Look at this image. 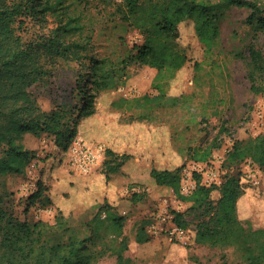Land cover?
<instances>
[{
	"label": "rangeland",
	"instance_id": "obj_1",
	"mask_svg": "<svg viewBox=\"0 0 264 264\" xmlns=\"http://www.w3.org/2000/svg\"><path fill=\"white\" fill-rule=\"evenodd\" d=\"M254 1L264 7V0ZM119 2L122 1H84L76 10L77 15L83 11L86 14L84 33L91 40L84 55L89 58L60 57L53 63L42 56L41 63L49 73L32 90L44 110L70 97L81 74L89 79L86 75L91 73L92 56L117 61L143 43L145 37L138 29L123 27V14L117 9ZM249 14L243 8L228 9L221 19L219 42L210 53L205 52L191 23L181 26L179 43L186 49L188 61L165 85L167 95L181 96L177 105L160 107L146 103V96L159 94L155 86L158 70L132 64L127 68L124 85L102 93L96 99V114L77 126L73 140L102 143L116 155H130L126 165L139 159L144 167L136 170L129 166V170H120L107 180L104 160L92 173L79 174L67 163L68 149L55 150L52 138L46 135L25 134L24 143L34 151L35 158L23 175L0 177V194L14 215L51 225H56L62 216L64 226L56 230L65 237L90 239L83 264H250V249L262 259L253 264H264V183L252 187L241 179L244 193L237 202L239 224L231 236L228 231H220L223 241L218 244L196 242L195 235L199 223L211 224L221 193H212L213 207L206 211L181 198L190 196L182 193L181 182L195 155L212 149L206 161L210 167H216V158L224 159L219 168L221 183L217 184L221 186L227 176L238 172V166L242 173L244 162L252 160L248 157L240 164L230 160L234 147L264 137V118H260L264 115V91H254L249 77L253 68L249 48L253 44L264 56V31L255 32L247 24ZM57 25L54 16L43 22L27 18L22 35L26 41L37 39L48 35ZM76 38L84 40L81 35ZM195 63H199L196 68ZM162 79L163 84L168 82ZM262 84L264 78H260L257 87ZM120 98L127 102L114 105L113 101ZM154 168H180V194L171 187L157 185L150 177ZM32 169L35 172L29 171ZM39 180L49 188L53 215L39 216L37 209L41 207L26 210L27 199L37 190ZM25 185L29 190L22 198L21 187ZM135 194L142 198L136 200ZM175 212L182 214L185 227L175 221ZM113 217L123 218V226H114ZM157 223L164 227L159 237L150 232V227ZM173 225L185 228L191 242L171 240L168 229ZM52 233L45 237L55 242ZM139 237L145 242L140 243ZM119 254L124 257L122 263Z\"/></svg>",
	"mask_w": 264,
	"mask_h": 264
},
{
	"label": "trees",
	"instance_id": "obj_2",
	"mask_svg": "<svg viewBox=\"0 0 264 264\" xmlns=\"http://www.w3.org/2000/svg\"><path fill=\"white\" fill-rule=\"evenodd\" d=\"M84 1L90 3V0H0V177L23 175L35 158L34 151L24 143L27 133L37 137L46 135L52 138L55 150H67L81 120L96 114V99L102 93L118 90L124 85L128 78L127 68L132 64L158 70L155 86L159 94L146 96V103L160 107L177 105L181 96L167 95L165 85L175 78L188 61L186 49L179 43L181 26L192 24L206 53H210L218 44L221 19L232 7L249 10L247 24L255 32L264 31V7L254 0H122L117 9L123 14V27L138 29L145 37L143 43L135 45L127 56L117 61L106 56H92L91 73L86 75L89 79L81 74L77 87L70 91V97L62 99L50 110H44L32 90V86L49 73L41 63L42 56L53 63L60 57L69 60L89 58L84 55L90 48L91 40V36L84 33L87 28L86 14L84 11L75 14ZM48 16L56 17V28L48 35L26 41L22 32L25 31L27 18L43 22ZM77 35H81L85 41L78 40ZM249 50L253 67L249 74L252 89L263 92V84L257 87V82L264 78V56L253 44ZM196 66L199 63H195ZM160 77L168 82L163 84L165 80H160ZM125 102L126 99L120 98L113 104L121 106ZM211 155L212 149L207 148L204 153L195 155L194 159L206 162ZM248 157L264 167V137L239 143L229 154L230 160L239 164ZM129 158L130 155L119 156L107 150L103 163L106 179L120 172ZM180 171V168L176 171L154 168L151 177L157 185L171 187L180 194ZM241 179L239 166L238 172L227 176L221 186L203 185L197 175V188L193 193L189 197L180 195L192 201L195 208L206 211L213 207L212 193H221L211 224L199 223L196 242L211 241L218 244L223 241L220 231H228L230 236L234 234L239 224L237 202L244 193ZM48 190L39 180L37 190L27 199L26 210L31 207H52L53 201ZM135 197L136 200L142 198L138 194ZM6 203V198L0 194V264L84 263V253L90 239L72 235L65 237L56 230L64 226L62 216L56 222L58 227L42 220L31 222L16 217ZM175 215V221L185 227L182 214L175 212ZM112 223L122 227L123 218L113 217ZM48 233L56 236L57 241L46 239ZM257 233L261 231H255ZM138 241L145 242L140 237ZM247 255L250 264L262 262L253 249ZM118 260L122 263L124 257L119 254Z\"/></svg>",
	"mask_w": 264,
	"mask_h": 264
},
{
	"label": "built area",
	"instance_id": "obj_3",
	"mask_svg": "<svg viewBox=\"0 0 264 264\" xmlns=\"http://www.w3.org/2000/svg\"><path fill=\"white\" fill-rule=\"evenodd\" d=\"M122 1V0H117ZM260 114V113H259ZM260 118H264L261 114ZM107 148L102 143L86 141L85 139L75 138L68 147V165L71 169L79 174L88 175L100 167L106 158ZM223 158H216L214 162L216 167H210L209 163L193 161L191 166L186 168L183 173L181 182V191L183 194L191 195L197 188V178L195 174H199L202 184L213 186L221 183L219 168L223 162ZM206 163V164H205ZM242 178L244 182L252 187H257L264 183V167H260L252 160H246L243 164ZM29 187L26 185L21 188V197L27 196ZM39 216L53 215L54 209L39 208L37 209ZM153 236L159 237L164 232V227L160 223L153 224L150 227ZM168 235L171 240H175L184 244L191 242L189 232L180 226L173 225L168 229Z\"/></svg>",
	"mask_w": 264,
	"mask_h": 264
},
{
	"label": "crops",
	"instance_id": "obj_4",
	"mask_svg": "<svg viewBox=\"0 0 264 264\" xmlns=\"http://www.w3.org/2000/svg\"><path fill=\"white\" fill-rule=\"evenodd\" d=\"M137 159H135L133 162L132 161H130L129 163H127V165H126V163L124 164L125 166H123V168L121 169V171L123 170V172H125V170L127 169V170H129V166H134V167H130L131 169H140L141 167H144L143 165H140L141 164V161L138 159V161H136ZM30 172L32 171V173L33 172H35V170H29ZM150 175V174H149ZM150 177H151V175H150ZM152 178V177H151ZM140 184H141V182H140ZM22 188V187H21Z\"/></svg>",
	"mask_w": 264,
	"mask_h": 264
}]
</instances>
